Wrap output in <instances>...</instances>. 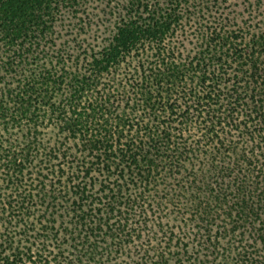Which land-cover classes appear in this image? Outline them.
<instances>
[{
	"label": "trees",
	"instance_id": "obj_1",
	"mask_svg": "<svg viewBox=\"0 0 264 264\" xmlns=\"http://www.w3.org/2000/svg\"><path fill=\"white\" fill-rule=\"evenodd\" d=\"M0 264H264V0H0Z\"/></svg>",
	"mask_w": 264,
	"mask_h": 264
}]
</instances>
